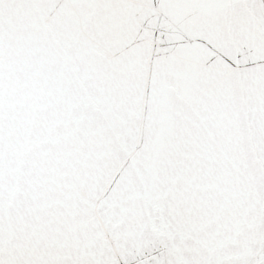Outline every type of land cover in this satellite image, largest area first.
I'll return each mask as SVG.
<instances>
[{"label": "snow or ice", "instance_id": "snow-or-ice-1", "mask_svg": "<svg viewBox=\"0 0 264 264\" xmlns=\"http://www.w3.org/2000/svg\"><path fill=\"white\" fill-rule=\"evenodd\" d=\"M0 264H264V0H0Z\"/></svg>", "mask_w": 264, "mask_h": 264}]
</instances>
